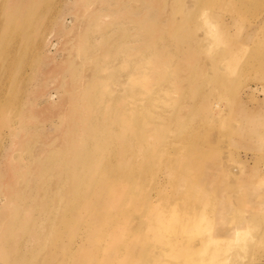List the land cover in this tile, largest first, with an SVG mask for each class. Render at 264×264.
<instances>
[{
	"label": "bare ground",
	"instance_id": "6f19581e",
	"mask_svg": "<svg viewBox=\"0 0 264 264\" xmlns=\"http://www.w3.org/2000/svg\"><path fill=\"white\" fill-rule=\"evenodd\" d=\"M3 1L9 2L10 5L7 7L8 11L6 7H3L0 18V62H3V68L10 69L12 67L9 65L10 61L16 53L19 54L25 47L32 45L37 53L40 51V48L36 47L39 43L33 42L34 36L32 37V30L38 24V14L34 10L31 15L32 9L29 10L30 7L32 8V4H36L38 0ZM187 1L194 4L193 11L188 8V14L185 13L184 0H177L175 4H170L171 11L174 10L171 14L172 20L176 19L174 13L178 9L182 10L181 18L183 16L184 18H180L179 28L173 23L171 30L166 32L161 30L158 21L147 19L149 10L153 9L158 13V9L167 6V2L164 0L162 1L163 7L160 0H140V3H146L144 5L146 8L144 7L143 11L138 10V13L131 17L135 22L133 31L131 26L123 24L126 19L131 20L126 12L122 15L123 20L122 18L117 20L118 26L124 29L123 36L132 35L135 37L137 45L135 59L140 61L141 68L148 69L147 74L133 78L131 76L130 82L117 79L115 82L108 79L107 84L112 93L110 91L107 93L102 88L103 77H100L101 75L98 73L100 67H97L95 72L97 76L90 79H88L90 76H86L88 73H85L82 75V79H80L81 76L77 78L71 74L59 80L61 85L69 87L77 84L94 85V87H83L79 105L69 108L64 105L62 113L67 119L59 130L64 140L59 166L61 170L63 169L60 189L63 193L68 190V186L71 196L57 199L56 195L55 202L57 204L61 202V207L57 206L58 223L50 225V227L43 226L44 230L40 234L42 240H50L49 237L46 238L47 233L56 232L55 240L59 239L60 241L58 240L57 245L52 242V245L64 253L60 255L59 260H65L69 255L72 260L71 264H108L106 262L107 255H114L118 264H132V261L138 256L144 264H152L151 255L157 248L156 246H171L172 240H176V231L163 232L161 230L167 227L162 224L161 209L151 208L147 199V191L142 188L137 189L140 181L136 183L135 180H142L153 165L158 167L161 163H166L175 169L183 181L180 193H184L183 186L188 189H193V183H199L202 186L200 191L189 195L191 206L196 208V206L202 205L212 210L218 207L217 216L214 218L217 223H214L213 226L199 222L198 217L203 218V214L197 217L198 221L193 218V215L183 218V220H187V223H191L189 224L191 227L200 230L213 227L216 233L222 232L224 236L232 235L233 240L231 242L228 240L222 245L229 244L228 248L232 253L235 252V257H246L247 261L240 264H264V178L261 179L262 182H255V175L261 171L262 166L255 168L256 173L249 171L241 161L233 160L234 153L232 152V154L229 152L228 155L215 157L212 155L210 157L209 154L207 157L209 159H204L203 155L206 152L202 147L206 142L202 138L197 139L199 132H202L200 126L177 129L168 141L161 140L158 135L159 130L154 127L157 125L144 118L145 115L147 116V111H143L145 107L142 105V96L148 93L147 97H144L147 100L150 93L155 92L154 84L162 82L158 81L159 69H170L175 77L169 72L165 78L173 85H179L175 89L177 94L172 99L176 114L180 115V111L187 110L186 107L181 106L187 100L189 102L188 115L207 114L200 110V98L205 97L204 101H206L209 97L214 96V92L227 93L225 99H234L235 97L233 104L237 108L231 118L233 121L231 120L230 124L219 121L222 126L213 128L215 131L223 133L222 136L236 142L237 146L244 150L254 148L263 151L264 145L258 141L264 139V135H262L264 134V97L259 98L255 91L260 89L264 93V0ZM71 3L70 1L69 4ZM13 7L14 13L10 12ZM90 8H92L91 5L86 10ZM20 9L23 11L17 15L15 10ZM65 14L74 17L70 25L66 23L67 15ZM88 17V12L80 17V13H77L73 8L60 14L57 29L61 33V38L72 37L77 26H80L77 31L80 32L81 25H85V20H88ZM164 18L168 21L171 20L166 14ZM199 23L203 28L196 27ZM82 33L81 31L79 35H75L74 39L77 42L85 41L80 40ZM180 37L183 40L175 43L172 50L161 49V45L169 38L175 41ZM41 39L44 40L43 45L46 52L51 51L52 39L50 37ZM68 41L69 39L64 40L63 43ZM118 44L122 45V43ZM119 45L117 47L119 51L126 52L130 48L132 52V48L124 43L122 48ZM148 50L149 57L144 61ZM169 51L171 52L166 53ZM107 52L111 57L115 56L117 53L116 44L113 48L109 46ZM55 58L53 53L51 55L46 53L42 62L48 65L43 67L39 66L41 62L38 61L39 58L34 59L35 63L38 62L35 65V70L38 74L40 73V77L46 76L54 68L50 59ZM58 65L60 62L55 64V66ZM206 68L212 71L202 70ZM150 70H155V72L150 73ZM38 74L33 77L36 79ZM151 79L155 83L149 84ZM184 79L188 80L182 88L183 85L180 82ZM249 80L256 82L259 89L247 85ZM112 84H115L114 88ZM132 86L133 88H131ZM163 92L166 94L165 90ZM243 92L246 94L245 97ZM51 93V91L42 93L46 95L44 98L46 104L43 106L50 111L56 108L58 103L53 104L49 100L53 98ZM125 94L133 98V102L132 100L128 102L126 100L128 96ZM106 95H108L107 98H105ZM32 96L34 97V91L29 90L28 96H26L27 108L23 111L17 107L14 108L18 99L2 101V103L11 104L12 107L0 109V131L8 128L11 139H15L19 133L23 135L27 130H37V127H32V129L30 125L32 115L38 111L35 108L36 105L31 106ZM243 98H248L253 102L252 106L246 105ZM162 101L167 103L168 100L163 98ZM174 116L179 119L177 115ZM185 122L187 120H181L178 123V128L186 125ZM127 126H129L131 135L127 137V142L124 144L122 140L127 132ZM209 130L210 128L205 126L203 132ZM77 133H79L78 136ZM209 134L211 135V133ZM214 135L211 136L215 137ZM207 138L209 139V137ZM22 139L23 137L20 140ZM148 139L153 140L156 144L153 145L152 141ZM211 142L213 141L211 140ZM211 142H207L208 145L212 144ZM42 151H44V147L39 146L33 152L34 155L30 153L27 158L18 160L17 165L15 162L16 169L8 170L6 167L8 163L6 157L9 152L0 160V176H3V172L8 173V178L12 179L13 188L19 191L21 198H23V191H26L28 196L30 194L37 196V192L31 187V178H27L25 171H17L24 162L31 161L33 170L37 173L42 172L41 178L44 182L46 181L45 175L50 169V165L40 160L39 156ZM169 155H172L171 160L167 159ZM223 174L236 176L237 182H228ZM5 191L7 192V190ZM58 195L60 196V194ZM5 206L7 207L0 208V222L10 220L9 226L6 225L8 232L6 236L17 232L20 228L25 231L24 222L20 220V211L23 205H20L18 201H13L11 205L7 202ZM44 211L49 213L48 215L52 213V210L45 209ZM76 213H81V220H74L73 217ZM229 213L233 215L229 216ZM37 221L38 218L33 219L35 224ZM237 222L240 225L232 234H229L231 223ZM75 223H80V225L72 235L70 226L74 228ZM168 227L175 229L174 226L168 225ZM0 235L5 237L3 233ZM36 235L35 225H33L29 235L33 239L31 245L35 243ZM198 235L205 238H201L199 249L194 251L202 256L213 258L216 253L215 242L212 240L214 235L207 234L208 236H205L201 232H198ZM150 236L155 238L156 243L146 241L143 244V241H140L148 240L147 238ZM53 246L46 244V248H41L42 250L39 252L36 248L31 247L27 250L26 242L22 240L18 244L17 256L13 258V262L26 264L27 260L36 261L42 257L47 261H53L56 258ZM74 247V253H68L69 249ZM194 247L183 248L184 250L191 249L190 251L194 253ZM180 250L185 256H191L187 251ZM3 251L4 248H1L0 252ZM196 260L194 261L198 262L197 264L206 262L204 258Z\"/></svg>",
	"mask_w": 264,
	"mask_h": 264
},
{
	"label": "rangeland",
	"instance_id": "374dc122",
	"mask_svg": "<svg viewBox=\"0 0 264 264\" xmlns=\"http://www.w3.org/2000/svg\"><path fill=\"white\" fill-rule=\"evenodd\" d=\"M70 1L72 2L71 4H69ZM162 1L163 0H160L161 6ZM164 1L167 2V6H162V9H158V13H156V11L153 9L149 10L147 19L149 21H158L161 26V30L163 32H166L168 30H171V25H173V23L176 24L174 26L179 28V25L181 23L180 18L183 12L182 10L180 11L178 9L174 13L176 19L172 20L171 14L174 12V10L171 11L170 4H175L177 0ZM183 3L186 6V14L189 13L187 12L188 8L190 9V11H193L194 4H191V2H188L187 0H184ZM8 5H10L9 2L5 3L3 0H0V18L2 16L3 7H6L7 10ZM90 5L92 6V8L86 10V8ZM144 5H146V3H140V0H38L36 4H32V8H29V10L32 9V14L31 12H29L31 15H33L34 10H36L38 14V24L36 28L32 30V37L34 36L33 42L39 43V45L36 47H38V49L40 48V51L39 53H37V51L34 49L35 47H33L32 45L25 47L23 50H21V52H19V54L16 53V55L10 61L9 65L12 66L10 67V69L3 68V62H0V109L5 107H12L11 104L8 105L6 102L2 103L3 100L18 99V102L16 103L14 108L17 107L22 111L25 110L27 108L26 96H28L29 90L34 91V97H31V106L36 105L35 108L38 111H36L35 115H32L30 125L31 128L37 127V130H27L25 133H23V135H20L19 133V135H17L15 139H11L8 134V128L2 129L0 131V160L9 152V155L7 156L8 158L6 157V159L8 160L6 167L8 170L16 169L18 160L25 159V157L27 158L30 153L34 155L33 152L36 150V148L39 146H43L44 151L40 152L41 155L39 157L41 158L40 160L50 165V169L45 175L46 181L44 182L43 178H41L42 172H35V170H33V165L30 164L31 161L24 162V164L20 166L17 171H25V175L27 176V178H31L30 183L32 189L37 192V196H33L31 194L28 196V193L26 194V191H23V198H21L19 191L13 188L12 179L8 178L7 172H3V176H0V208L7 207L5 206L7 202L11 205V202L18 201L20 205H23L20 211V220H22L25 224H23L25 231L23 228H20L19 230H17V232L15 231L14 233H11V235L6 236V234L8 233L6 230V225L9 226L10 220H7V222H0V234H5V237H1L0 235V250L1 248H4V251L0 252V264H15L13 262V258L17 256L18 244L22 242V240L26 242L27 250L31 247L33 249L36 248L38 252L42 250L41 248H46V244H49L51 246H53L52 242H54L53 244H58L59 239L55 240L56 232L51 231L50 233H47L46 238L49 237L50 240H42L40 234L44 230L43 226L50 227V225L58 223L57 206H59L60 208L61 202L59 204L55 202L56 195L57 199H65L66 197L71 196V190L68 186V190L63 191V193L60 189L62 187L61 177L63 174V169L61 170V167L59 166L61 162V152L64 148V140L62 137L63 135L59 130L67 119L62 115V113L64 105H67L68 108L70 106L79 105L83 87H94V85L82 84H77L69 87L67 85H61L59 83V80L66 78L71 74L77 78L81 76L80 79H82V75L85 73H88V75L86 76H90L88 78L90 79L93 76L95 77L97 67H100L98 68V73L101 75L100 77H103V82L101 85L102 88L108 93V91H110L107 84L108 79L115 82L116 79L123 82H130L131 76L133 78L136 76H141L142 74H147L148 69L141 68L140 61H137L135 59V54L137 52L135 37H132V35L123 36L124 29H122L121 26H118L119 23L117 22V20H120V18H122L123 20L122 15L124 12H126V14L131 18L136 13H138V10L143 11L144 7L146 8V6ZM72 8L75 9L77 13H80V17H83V15L88 12V20H85V25H81V31L83 33L82 38L80 37V40H85L84 42H77L74 39L75 35H79L81 32H77L80 26H77L72 37L67 36L63 37V39L61 38L62 36L60 31L57 29L59 15L65 13L67 9L72 10ZM22 11L23 10L21 9L15 10L17 15L21 14ZM199 11L197 12V17ZM10 12L14 13V7L10 9ZM165 14L168 15L171 20H166L164 18ZM65 15H67L66 23L67 25H70L74 17L69 14ZM183 18L184 16L181 19ZM133 19L134 18H131V20L126 19L123 23L124 26H131L132 31L133 26L135 27V22ZM196 27L203 28L200 23L196 25ZM85 29L88 30L85 31ZM47 37H50L52 39V43L54 45L51 46V51L47 50L48 52H46L43 45L44 40L41 39H46ZM40 39L42 40V42L40 41ZM67 39H69V41L63 43V41H67ZM179 40H183L182 37L176 38L175 41H172L169 38L168 41H165L161 45V49L172 50L174 44ZM118 43H122V45L120 46ZM123 43L124 45L131 47L132 52L130 48L126 52L119 51L117 47L119 45V47L122 48ZM115 44L117 53H115V56L111 57L107 51L109 46L113 48ZM148 52L149 50L146 52L144 61H146L149 57ZM170 52L171 51L166 53ZM46 53L48 55H51V53H53L54 57H56L55 59H50V61L54 64V68H52L46 76L44 75L43 77H40V73L38 74V72H36L37 70H35V65H37L38 62L35 63L34 59L39 58L38 61H41L39 63V66H46L48 64L42 62L43 56H45ZM112 55H114V53H112ZM176 55L181 57L177 53ZM59 62L60 65L55 66V64ZM202 70L208 72L212 71L209 68ZM193 71L196 72L197 70ZM154 72L155 70H150V73ZM159 72L160 75L158 81L162 82L155 83L154 80H149V84L152 82L155 83V92H151L147 100L145 98L147 97L146 95H148V93L146 95H143L142 105L143 107H145L143 108V111H147V116L145 115L144 118L152 121L157 125L154 127L156 128V130H159L158 135H160L161 140L168 141L174 131L177 129H188V126H190V128H192L193 126H200L202 132H199V137L197 139L200 140V138H202L206 142V145L204 144V146L202 147V149L206 152V154L203 155L204 159H209L207 158L209 157V154L210 157L211 155L212 157H215L225 154L228 155L229 152H232L234 153L233 160L241 161L242 164L249 169V171H254L255 168L262 166L261 171L255 175V182H262L261 179L264 178V150L258 151L254 148L244 150V148L238 147L236 142L229 139L228 137L222 136L223 133H219L213 128L222 124L219 121L230 124V121L232 120L231 118L233 117V114L236 113L235 111L237 108L233 104L235 97L234 99H225L227 93L219 92L218 94L214 92V96L209 97L206 101H204L205 97L200 98V110L206 112L207 114L202 113L198 116L188 115L189 107L187 106L189 102L186 99L187 101L181 104V106L186 107L187 110L180 111V115H178L175 112V105H173L172 99L173 96H176L177 91H175V89L179 87V85L175 86L172 84V82L168 81L165 78L167 77L169 72L172 73L173 77H175V75L170 69H159ZM37 74L39 77L37 76L35 79L33 76ZM187 80L188 79L182 80L180 82L181 85H186ZM134 85L138 86L137 84ZM185 85H183L182 88ZM247 85L251 86L252 88H256L259 86L253 80H249L247 82ZM112 87L114 88L115 84H112ZM123 87H125V85H123ZM128 87L129 85L127 86V88ZM140 87L143 86L140 85ZM239 87L241 89L242 85ZM119 88H122V86H119ZM131 88H133V86ZM164 90L166 91V94L163 92ZM46 91L52 92L51 94L53 95V98L49 100H51L53 104L58 102L56 104V108H53L51 111L47 109V107L43 106L46 104L44 102V98L46 97V95L42 93ZM255 92L256 96H258L259 98L264 97V93L262 90L259 89ZM110 93H112V91H110ZM47 95L49 97V93ZM125 95L128 96V94ZM107 96L108 95H106L105 98H107ZM243 96H246L244 92ZM163 98L168 100L167 103H163ZM243 99H245L244 103L246 105L252 106L253 102L248 100V98ZM126 100L128 102H131L132 100L133 102V98H131L130 96H128ZM59 104L61 105L59 106ZM32 110L35 111V109ZM40 115L45 117H41ZM174 115H177L179 119H177V117ZM181 120H187V122H185L186 125L178 128V123H180ZM205 126L210 128V130L207 132H203ZM126 131L127 132L124 134V139L122 140L124 144H126L127 142V137L131 135L129 126L126 127ZM213 131H215V133H212ZM209 133H211V135L215 134V137L211 136ZM78 135L79 133H77V136ZM149 136L152 137L150 134ZM22 137L23 139L20 140ZM162 137H164V139H162ZM207 137H209V139ZM210 138H212L211 140L213 142H211ZM149 141H152L153 145L156 144L153 140ZM207 142H211L212 144L208 145ZM259 142H262V144L264 145V139L258 141V143ZM184 143L187 144V142ZM168 150L170 151V148H168ZM176 153H178V151H176ZM171 158L172 155H169L167 159L171 160ZM227 159H229V157H227ZM148 171L149 172L143 177L142 180H135L136 183L140 181L138 182L139 186L137 187V189L142 188L147 191V199L152 209H161L160 216L163 217L162 224L167 226L165 228H162L161 230H163V232H170L174 230L176 231V240H172L174 245L172 243L171 246H156L157 248H155L154 252L151 255L152 264H197L198 262H195L197 261L196 259L201 258H204L206 260L205 264H240L247 261L245 256L235 257V252L232 253L231 249L228 248L229 244L222 245L228 242V240L231 242L233 240L232 235L224 236L222 232L216 233V230L213 227L200 230L191 227L189 225L191 223H187V220H183V218H187L191 215H193V218L197 220V217L203 214V218L198 217V220L199 222H201V224H206L207 226H211L212 224L213 226L215 225L214 223H217L216 219L214 218L217 216L216 211L218 210V207H215L214 210L205 208L202 205H198L196 206V208H194L189 202V195L202 189V186L199 183H193V189H188L186 186H183L184 193H180L183 181L180 178V175L176 173L175 169L171 165L166 163H161V165L158 167L157 165H153L151 169H148ZM254 173L256 172L254 171ZM223 175L225 176V174ZM225 177L230 183L237 182L238 179L234 175H226ZM46 182L49 184L48 186ZM10 185L12 186V188ZM26 188L28 187L26 186ZM5 190H7V192ZM58 194H60V196ZM36 206L39 208H37ZM39 209H41V211H39ZM45 209L52 210V213H50L51 215H48L49 213L45 212ZM228 215L232 216L233 214L229 213ZM34 218H38L36 224L33 222ZM73 218L74 220H81V213L74 214ZM33 225H35L37 239L35 243L31 245V240L33 239L29 237V235L32 231ZM79 225L80 223H75L74 228L70 226L72 235H74L75 229H77ZM168 225L174 226L175 229H173V227H168ZM239 225L240 224L238 222L231 223L229 234H232ZM198 232L205 234V236H208L207 234L214 235V239L212 240L213 242H215L214 246L216 249V253L213 258L207 257L205 255L202 256L195 252L200 247L199 245L201 238H205L204 236H197ZM147 239L148 240L140 241H143V244L146 241L156 243L155 238H152V236L148 237ZM64 241L66 240L64 239ZM190 245H192L193 247L195 246L193 249V251L195 250L194 253L190 251L191 249L184 250V248L186 247L192 248V246ZM52 248L54 249V254L56 255V258L53 259V261H47L44 257H42L41 259H38L36 261L27 260L26 264L72 263L69 255H67L65 260H59L60 255H63L64 253L59 251L57 247L53 246ZM180 249L187 251V253H190L188 255L191 256H185ZM74 250L75 247L70 248L68 253H74ZM189 258L191 259L189 260ZM106 260L108 264H118L117 259L114 257V255H107ZM132 264H144V262L137 256L132 261Z\"/></svg>",
	"mask_w": 264,
	"mask_h": 264
},
{
	"label": "crops",
	"instance_id": "0c3cea01",
	"mask_svg": "<svg viewBox=\"0 0 264 264\" xmlns=\"http://www.w3.org/2000/svg\"><path fill=\"white\" fill-rule=\"evenodd\" d=\"M231 28H233V26H230Z\"/></svg>",
	"mask_w": 264,
	"mask_h": 264
}]
</instances>
